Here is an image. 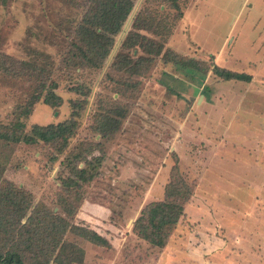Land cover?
<instances>
[{"label": "rangeland", "instance_id": "374dc122", "mask_svg": "<svg viewBox=\"0 0 264 264\" xmlns=\"http://www.w3.org/2000/svg\"><path fill=\"white\" fill-rule=\"evenodd\" d=\"M85 4L0 0V53L36 60L58 96L50 105L37 77L2 70L0 124L19 118L30 134L35 126H76L64 150L0 143L2 180L95 232L66 235L84 250L80 264H264V0H134L98 69L78 68L70 54ZM135 32L162 52L146 41L126 46ZM176 56L202 69L177 65ZM215 67L252 81H226ZM106 117L118 130L104 137ZM68 160L95 175L69 195ZM178 179L192 195L160 249L137 235L135 222Z\"/></svg>", "mask_w": 264, "mask_h": 264}, {"label": "trees", "instance_id": "16d2710c", "mask_svg": "<svg viewBox=\"0 0 264 264\" xmlns=\"http://www.w3.org/2000/svg\"><path fill=\"white\" fill-rule=\"evenodd\" d=\"M84 1L86 2V11L71 36L70 54L75 61L74 65L78 68L98 69L109 54L115 36L120 33L124 23L130 16L134 8V0ZM170 33L171 31L168 35ZM132 36L129 41L130 44L125 43L126 46L141 42L143 44L146 41L149 46L154 47L152 50L155 51L156 55H159L163 50L164 46L162 44L148 39L139 32H135ZM143 45L145 46V44ZM124 58L126 59L124 67L131 66L132 60L127 59V57ZM35 61L20 62L0 53V71L6 70L8 75L13 77H20L21 74L30 78L37 77L40 92H47L46 102L54 106L56 99H58L55 94L56 83L55 81H45V70ZM171 61L187 68L202 69L200 68L201 64L193 59L176 56L175 60ZM208 71L207 69L205 72ZM214 71L216 75L226 81L235 80L247 83L252 81V76L246 73H238L219 67H215ZM13 129L14 131H12ZM75 129V124L68 121L49 127L35 126L30 134L26 125L18 118L7 126L0 124V143L18 145L22 142L34 144L37 141H42L49 144H58L60 150H64L68 148L69 140L74 135ZM117 130V120L108 117L103 119L100 132L104 137L116 133ZM81 157L82 153H79L76 160H80ZM77 165L68 160V171L73 174L74 178L71 179L72 181H64L63 188L67 195L79 189L80 180H83L84 184L85 182L89 184L95 178V175L89 174L86 168H79ZM4 168H1V170H4ZM2 177L3 172L1 171L0 264L82 263L84 250L76 244L66 241V235L72 231L80 237L90 239L95 232H92L90 228L72 224L71 220L63 217L45 204L34 205V198L29 191L2 180ZM2 182H5V185ZM191 195L190 187L183 179L172 181L166 188L165 200L151 203L142 211L134 226L137 235L154 247L165 248L173 230L185 216V206ZM60 202L68 205L66 196L61 195ZM68 214L73 216L75 211L72 210Z\"/></svg>", "mask_w": 264, "mask_h": 264}]
</instances>
